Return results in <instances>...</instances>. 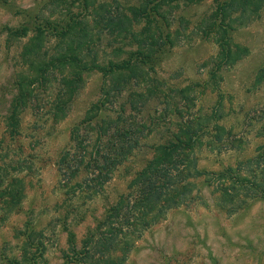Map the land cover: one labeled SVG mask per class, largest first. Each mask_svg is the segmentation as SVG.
I'll return each mask as SVG.
<instances>
[{
    "label": "trees",
    "instance_id": "obj_1",
    "mask_svg": "<svg viewBox=\"0 0 264 264\" xmlns=\"http://www.w3.org/2000/svg\"><path fill=\"white\" fill-rule=\"evenodd\" d=\"M252 1L218 4L205 20L206 25L203 20L199 27L202 35H215L219 47L215 68L206 83L213 93L220 92L223 77L219 72L232 68L250 53L246 46L231 40L227 27L259 16L264 0H255L251 10ZM55 2L68 4L67 13H58L55 8L49 15H41L40 22L33 26L5 27L8 41L27 38L20 54V70L15 75L16 92L4 120L6 133L12 137L19 133L21 115L38 100L41 88L49 91L47 112L55 122L63 120L88 76L97 72L104 78L101 95L85 119L72 128V145L57 164L60 185L67 189L65 202L78 196L93 201L105 193L115 172L132 162L143 146L148 145L152 154L134 172L126 191L87 230L80 245L76 233L67 228L68 248L63 252V264H126L144 234L170 211L197 201L208 206L201 184L212 190L215 207L228 216L237 215L253 202L264 201V129L258 135L262 143L254 155L220 170L203 169L200 155L204 149L218 155L246 151L245 138L221 123L225 117L223 95L218 94L219 100L208 113L198 107L199 96L204 93L200 84L168 92L151 85L147 65L155 63L167 43L174 45L172 33L163 38L161 32L159 18L169 20L161 2L143 0L139 6L105 13L101 9L108 4L96 6L97 0ZM216 17L221 22L208 28L207 21ZM138 24L142 27L136 29ZM111 36L123 43L121 48L113 49L108 43L102 48L104 38ZM109 47L111 52H107ZM111 55L125 58L119 60ZM263 82L264 68L256 76L255 85ZM177 95L184 105L175 103ZM162 96L167 104L161 113L166 124L162 126L154 119L147 123L142 114ZM124 98L126 102L120 101ZM138 115L142 117L139 122L134 119ZM158 134L162 136L155 137ZM150 138L153 140L147 141ZM23 171L20 159L2 160L0 164V228L22 208L26 198V182L20 176ZM69 218L67 214V221ZM19 234L26 238L18 254L7 258L8 264L45 261L42 233L25 229Z\"/></svg>",
    "mask_w": 264,
    "mask_h": 264
},
{
    "label": "rangeland",
    "instance_id": "obj_2",
    "mask_svg": "<svg viewBox=\"0 0 264 264\" xmlns=\"http://www.w3.org/2000/svg\"><path fill=\"white\" fill-rule=\"evenodd\" d=\"M154 1L161 2L162 11L169 14L168 22L161 18L159 21L163 38L168 32L172 33L174 45L167 43L155 63L147 65L151 85L168 92L200 84L204 93L199 96L198 107L208 113L219 100L218 94H222L225 117L221 123L247 141L243 153L233 151L218 155L204 149L200 155L201 168L220 170L238 159L254 155L255 149L262 143L258 135L264 129V82L255 85L256 76L264 68V5L258 17L232 24V28L227 27L231 40L246 46L250 53L232 68L219 72L223 77L220 92L213 93L206 83L219 47L213 37L215 35L206 37L199 27L203 20L206 25L205 20L213 15L218 4L228 0ZM142 2L97 0L96 6L108 4L101 9L105 13L107 10H127ZM255 2L252 1L251 10ZM55 8L56 12L65 14L69 5L55 0H0V156H3L0 164L2 160H22L24 171L20 176L26 182V198L21 210L10 215L0 228V264H8L7 258L18 254L26 238L19 232L25 229L42 233L46 251L45 261L40 264H63V252L68 248V230L76 233L80 245L87 230L126 191L134 172L152 155L148 145L143 146L132 162L115 172L105 193L96 196L93 201L78 196L65 202L67 189L60 185L57 164L62 153L72 145V128L85 119L87 111L101 95L104 78L97 72L88 76L63 120L55 122L47 112L49 91L41 88L38 100L21 115L19 133L14 137L6 133L4 120L16 92L15 75L20 70V54L27 38L8 41L5 27L33 26L40 22L41 15H49ZM220 22L221 19L216 17L208 20L207 26L212 28V24ZM141 27L142 24L136 25V29ZM107 43L112 44L113 49L123 45L112 36L104 38L102 48ZM111 51V47L107 48V52ZM124 56L111 55V58L120 60ZM56 85L60 89L58 83ZM120 101L126 102V98ZM176 102L179 106L185 103L178 95ZM166 106L163 96L154 100L142 114L143 119H148L147 123L154 119L165 125L167 119L161 113ZM141 118L138 115L134 119L139 122ZM174 118L179 120L177 116ZM159 136L162 135H155ZM200 187L208 206L197 201L189 207L170 211L164 220L144 234L126 264H264V201L253 202L237 215L228 216L215 207L212 190L205 184ZM67 214H70L68 221Z\"/></svg>",
    "mask_w": 264,
    "mask_h": 264
}]
</instances>
